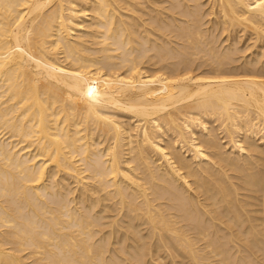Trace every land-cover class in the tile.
I'll use <instances>...</instances> for the list:
<instances>
[{"label": "bare ground", "instance_id": "6f19581e", "mask_svg": "<svg viewBox=\"0 0 264 264\" xmlns=\"http://www.w3.org/2000/svg\"><path fill=\"white\" fill-rule=\"evenodd\" d=\"M0 264H264V0H0Z\"/></svg>", "mask_w": 264, "mask_h": 264}]
</instances>
